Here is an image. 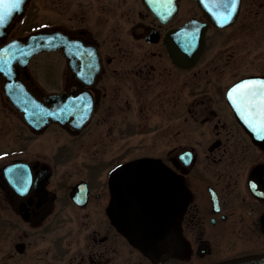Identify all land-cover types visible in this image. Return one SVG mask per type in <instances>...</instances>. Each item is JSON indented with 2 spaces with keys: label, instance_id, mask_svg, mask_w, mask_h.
<instances>
[{
  "label": "flooded vegetation",
  "instance_id": "af4514ba",
  "mask_svg": "<svg viewBox=\"0 0 264 264\" xmlns=\"http://www.w3.org/2000/svg\"><path fill=\"white\" fill-rule=\"evenodd\" d=\"M39 35L8 73L63 117L0 72V264L264 257V124L229 97L264 81V0H25L0 47Z\"/></svg>",
  "mask_w": 264,
  "mask_h": 264
},
{
  "label": "water",
  "instance_id": "95a60500",
  "mask_svg": "<svg viewBox=\"0 0 264 264\" xmlns=\"http://www.w3.org/2000/svg\"><path fill=\"white\" fill-rule=\"evenodd\" d=\"M8 3H15L11 7L4 19L0 21V38L6 35V29L11 22L13 16L20 14L23 10L25 0H7ZM43 39L45 42L41 43L38 40ZM49 39V38H48ZM45 39L44 36L39 35L37 38L30 37L28 43L24 44L22 41H12L0 48V71L7 79L6 91L13 104L21 111H23L26 119L31 122L35 127H38L48 119L51 120L61 119L63 116L56 112L57 97L50 95L46 97V101L51 103L52 106H47L43 101L36 99L30 94L20 83L13 80L12 76L8 73L13 62H17L20 66H24L29 58L42 49H51L55 47L54 39ZM64 108H70V104H63ZM37 117V118H36ZM33 118L39 119L37 123L32 121ZM39 123V125H37ZM229 264H264V257L241 261Z\"/></svg>",
  "mask_w": 264,
  "mask_h": 264
},
{
  "label": "snow or ice",
  "instance_id": "6c2138e0",
  "mask_svg": "<svg viewBox=\"0 0 264 264\" xmlns=\"http://www.w3.org/2000/svg\"><path fill=\"white\" fill-rule=\"evenodd\" d=\"M15 2L18 3L19 0H15ZM14 6L15 3L10 4L7 0H0V21ZM232 8L235 9V3H233ZM229 97L236 107H243L250 117L253 115L252 110H254L255 115L260 117L261 123L264 124V81H249L240 84L232 89Z\"/></svg>",
  "mask_w": 264,
  "mask_h": 264
},
{
  "label": "rangeland",
  "instance_id": "374dc122",
  "mask_svg": "<svg viewBox=\"0 0 264 264\" xmlns=\"http://www.w3.org/2000/svg\"><path fill=\"white\" fill-rule=\"evenodd\" d=\"M13 135H14V139L15 140L21 139L22 136H23V131H21V128L19 127V124L16 123V122L13 125ZM31 139H32V136H31Z\"/></svg>",
  "mask_w": 264,
  "mask_h": 264
}]
</instances>
